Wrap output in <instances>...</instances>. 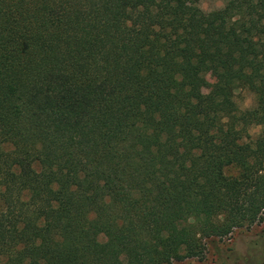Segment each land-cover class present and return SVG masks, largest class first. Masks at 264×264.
<instances>
[{
  "label": "trees",
  "instance_id": "trees-1",
  "mask_svg": "<svg viewBox=\"0 0 264 264\" xmlns=\"http://www.w3.org/2000/svg\"><path fill=\"white\" fill-rule=\"evenodd\" d=\"M199 1L0 0V264H172L262 220L264 0Z\"/></svg>",
  "mask_w": 264,
  "mask_h": 264
},
{
  "label": "rangeland",
  "instance_id": "rangeland-1",
  "mask_svg": "<svg viewBox=\"0 0 264 264\" xmlns=\"http://www.w3.org/2000/svg\"><path fill=\"white\" fill-rule=\"evenodd\" d=\"M226 0H200L199 6L204 11H212L224 6ZM215 82L214 77L207 74L201 83V91L208 94ZM235 101L241 109L252 108L255 104L253 92L248 89L236 91ZM260 126H248L247 131L253 138L259 133ZM237 171L234 168L225 172V177L219 188V198L222 203L228 201L232 192L233 178ZM105 241L104 236H100ZM264 260V212L262 220L256 221L250 227L237 228L231 234L222 238H214L207 244L202 257L188 258L172 264H259Z\"/></svg>",
  "mask_w": 264,
  "mask_h": 264
}]
</instances>
